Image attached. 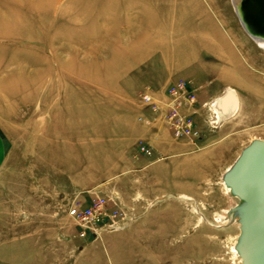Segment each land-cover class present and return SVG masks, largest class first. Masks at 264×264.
Instances as JSON below:
<instances>
[{
	"label": "rangeland",
	"instance_id": "obj_1",
	"mask_svg": "<svg viewBox=\"0 0 264 264\" xmlns=\"http://www.w3.org/2000/svg\"><path fill=\"white\" fill-rule=\"evenodd\" d=\"M178 80L183 138L141 98ZM160 130L181 149L155 153ZM0 133V264H242L221 177L264 140V45L232 0H0ZM95 197L93 234L68 210Z\"/></svg>",
	"mask_w": 264,
	"mask_h": 264
},
{
	"label": "water",
	"instance_id": "obj_2",
	"mask_svg": "<svg viewBox=\"0 0 264 264\" xmlns=\"http://www.w3.org/2000/svg\"><path fill=\"white\" fill-rule=\"evenodd\" d=\"M221 179L239 199L231 211L239 224L235 249L242 264H264V140L245 146Z\"/></svg>",
	"mask_w": 264,
	"mask_h": 264
},
{
	"label": "built area",
	"instance_id": "obj_3",
	"mask_svg": "<svg viewBox=\"0 0 264 264\" xmlns=\"http://www.w3.org/2000/svg\"><path fill=\"white\" fill-rule=\"evenodd\" d=\"M185 86L186 83L183 80L176 81L173 85L166 89V100L160 101L159 103L155 100L152 94L144 93L141 96L142 100L146 102V104L149 103L153 106V111L158 114V120L165 125L174 138H183L193 134L191 122H188L185 117H181L178 112V106L180 104L178 100L180 98H187L190 101L194 98L192 94L185 91ZM211 110L213 115L210 120L216 124L219 122V118L217 116L218 111L215 103L211 105ZM141 150L146 155H151V151L146 149L145 146H142ZM104 209V200L99 197L93 198L91 202L88 201L86 204H84L81 200H76L70 206L68 215L74 219L76 224L84 229V231L92 230V233L96 234L95 226L99 222L104 221L103 219L107 215ZM108 228L119 229L116 226H109ZM83 235H85V232L82 233V236Z\"/></svg>",
	"mask_w": 264,
	"mask_h": 264
},
{
	"label": "bare ground",
	"instance_id": "obj_4",
	"mask_svg": "<svg viewBox=\"0 0 264 264\" xmlns=\"http://www.w3.org/2000/svg\"><path fill=\"white\" fill-rule=\"evenodd\" d=\"M236 14L246 33L255 43L264 45V0H232ZM217 103L218 118L221 114L229 113L237 106L236 95L233 91L226 94ZM228 192L230 188L226 186ZM183 197V196H182Z\"/></svg>",
	"mask_w": 264,
	"mask_h": 264
},
{
	"label": "crops",
	"instance_id": "obj_5",
	"mask_svg": "<svg viewBox=\"0 0 264 264\" xmlns=\"http://www.w3.org/2000/svg\"><path fill=\"white\" fill-rule=\"evenodd\" d=\"M149 144L152 146V148L155 150V153H159V150H166L167 148L169 150L173 149H181V147L176 144V142H173L172 140H168V136H166V132L164 131H158L153 132L152 134H149ZM183 148V147H182ZM5 155H6V147L3 140V137L0 133V171L5 161ZM211 157V155L206 154L205 158ZM150 165V164H149ZM148 167L145 168L144 172L141 173L140 179L143 181L151 182L153 175L152 171L148 169ZM143 169V168H142ZM141 170V169H140Z\"/></svg>",
	"mask_w": 264,
	"mask_h": 264
}]
</instances>
